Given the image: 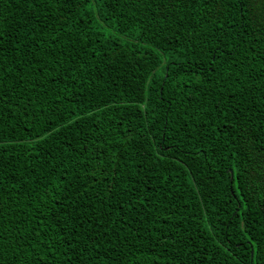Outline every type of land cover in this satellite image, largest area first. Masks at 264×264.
Listing matches in <instances>:
<instances>
[{"label": "trees", "instance_id": "16d2710c", "mask_svg": "<svg viewBox=\"0 0 264 264\" xmlns=\"http://www.w3.org/2000/svg\"><path fill=\"white\" fill-rule=\"evenodd\" d=\"M95 3L0 0V264H264V0Z\"/></svg>", "mask_w": 264, "mask_h": 264}, {"label": "rangeland", "instance_id": "374dc122", "mask_svg": "<svg viewBox=\"0 0 264 264\" xmlns=\"http://www.w3.org/2000/svg\"><path fill=\"white\" fill-rule=\"evenodd\" d=\"M95 1H96V0H89V5L91 6L90 8L95 9V7H96V3H95ZM89 5H88V6H89ZM100 23L103 25V29H104V31H106L107 33H114L113 29H110V28H108V27H106V26L104 25V22L100 21Z\"/></svg>", "mask_w": 264, "mask_h": 264}]
</instances>
